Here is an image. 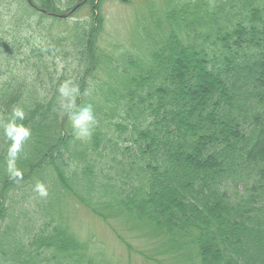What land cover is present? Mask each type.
Returning <instances> with one entry per match:
<instances>
[{"label":"trees","instance_id":"trees-1","mask_svg":"<svg viewBox=\"0 0 264 264\" xmlns=\"http://www.w3.org/2000/svg\"><path fill=\"white\" fill-rule=\"evenodd\" d=\"M57 1L9 0L16 8L8 9L10 22L0 30V56L9 64L0 63V217L9 211L2 197L49 169L55 196L73 197L77 186L74 200L94 214L129 223L132 234L150 227L159 256L181 264H264V0L148 6L147 20L131 35L150 33L141 47L131 40L129 54L106 67L110 85L91 83L102 22L95 0L67 2L70 9L83 1L94 6L88 21L60 36L41 25L61 12ZM91 93L110 103H95L91 113L103 127L88 135L86 148L101 160L102 197L118 194L108 202H94L90 187L84 194L76 177L64 176L65 157L72 168L87 158L66 145L79 136L73 120ZM17 170L20 177L12 175ZM83 174L95 176L90 168ZM46 198L39 212L18 215L24 225L15 224L16 238L6 257L0 251V263L115 264L50 213L61 199ZM35 219L42 225L28 230ZM110 227L124 239L120 227L111 221ZM139 254L162 264L150 250Z\"/></svg>","mask_w":264,"mask_h":264},{"label":"rangeland","instance_id":"rangeland-1","mask_svg":"<svg viewBox=\"0 0 264 264\" xmlns=\"http://www.w3.org/2000/svg\"><path fill=\"white\" fill-rule=\"evenodd\" d=\"M68 1L69 0L57 1L60 3L59 6L61 8V12L57 14L68 13V16L64 20L61 19L63 21L56 20V16L55 18H52L54 16L48 15L49 18H46V20H44L47 21V23L43 22L41 23V25L45 27L46 24H49L45 28L48 30V33L50 35H54L56 33H58L59 36L63 34L71 35L74 26H76V23L80 21H88V19H90L89 13H91V7H93L94 4L97 5L98 9L96 13L99 17H102V22L100 23V31L97 32L96 36V46L100 58L95 64L97 67L95 68L93 78H91V83H94L95 85H100L101 82H106L108 84L109 82H111L110 70L109 75H107L106 72L108 70H106L105 72V69L106 67L110 68L113 59L116 60L118 58V55L122 56V54L127 51L124 49L130 47L132 42L131 40L137 43L138 47L142 46L141 38H146L147 34L150 33V31L147 29L144 34L136 32L133 35H131V32L136 24L141 23L142 20H147L146 14L149 9L148 6H151V9H160L162 6V0H130L129 2H123L122 0H95L94 4H92L91 2L87 3L85 1L80 4L78 9L72 10V8H67ZM13 7L16 8L15 2L13 3V5H11L9 0H2V2L0 1V12L1 14H4L2 16L5 19L4 20L0 17V24L2 25V27H0V30L5 28L3 27V25H7L8 22H10L8 9ZM30 13L32 14L30 15L32 22L38 26V24H40L41 22L40 18L35 13L31 12V9ZM30 18H25V20L21 22L20 25L25 26L26 19L30 21ZM35 25L33 26L35 27ZM148 26L149 22L147 23V27ZM72 44H74L73 46H75V43ZM60 49L61 51H66L63 47H60ZM126 53H128V51ZM1 62L4 64L6 63V66H9V64H7V60H3L2 56H0V63ZM60 68H62V66H60L58 61V69ZM63 97L64 96H62V98ZM95 103L98 106L97 108H106L110 104L109 102L108 104L106 100L99 95V93H91L88 94V100L82 106V110L86 108H91V111L94 110V106L96 105ZM105 124L106 122L103 123V125ZM89 127L91 133L93 129L102 128L103 126L98 124L97 120L91 123ZM87 137L88 136H77L75 142H70L66 145V148L70 151V153L73 151H77V153L85 151L86 153H84L85 155H87L88 152L86 148H90L92 144V141L91 143L87 141ZM104 139H108V134ZM84 160L85 161L80 162V164H78L75 168H72L71 164L67 161V157H65V180L68 179L69 182L70 178L73 180V178L76 177V183H78V186L84 189L82 191L84 194L88 187H90V190L88 192H90L91 200H93L94 202H97L100 198L103 202H108V200L110 201L112 198L117 199L116 196L118 194H116V192L112 193L111 191L107 192V197H102V185H104V180L96 175V168H99L98 165H100L99 163L101 160H99L92 153V151L90 155H87V158L84 157ZM87 168L94 170V178H92L88 174H83L84 170ZM52 175L53 173L49 169L44 172H40V174L35 176L36 179L32 183L29 182L22 187L15 186V188H13L11 192L7 193L5 197H2V204L5 206L4 209H6V207L9 208V211H5L1 214L0 217L3 218L4 215H6L5 218L0 220V241L2 240L0 242V251L2 252L3 257H6L5 249H8V247H10L11 243L13 242V239L16 238V225H20L18 227L24 225V222L18 220V215L26 211L28 213H37L40 211V206L45 205L48 200L46 198L44 201L43 197H41L38 193H34L36 191L31 192V189L34 188L35 185L39 182L42 183L46 188L47 193H49V198L54 197L55 199H61V204H54V207L50 209V213H52L53 216L58 220L61 218L65 226L69 225L67 227L70 229V231L80 238L86 240L92 239L96 243L97 249L99 251H103L105 256L113 263L158 264L156 262L153 263L150 260L146 261L145 258L143 259L144 256L142 257L139 254V251L143 253L144 251L150 250L152 252V255L155 256L154 258H157L156 261L159 259L162 264H181L178 259L174 257H172V259L170 260L166 257L158 255L157 245L159 244V240L151 238L153 233L150 232V227H143L142 231L138 232L137 234H132V232H130V228L128 227L129 223H124L120 220L112 221V217L110 216H108L109 219L106 220L104 216L96 215L85 206H81L80 204H78L74 200V196H78L75 191L77 190V186L73 187L74 190L72 189L74 198L70 195L65 196L63 192L62 193L65 197L61 193H58V195L55 196L52 190L54 189V185L57 184L54 183V177ZM88 192L86 194H88ZM131 210L134 213L135 217L138 218V212L134 211L133 209ZM125 215L127 214L125 213ZM110 221L115 227H123L122 229H118L124 239L117 237L118 235L113 232L112 228L110 227ZM59 223L61 222H56L54 226H57ZM41 225L42 219L39 221L35 219L34 223L32 222L27 224V229H39ZM124 240H126V242ZM128 242L130 243L131 248L127 247Z\"/></svg>","mask_w":264,"mask_h":264},{"label":"clouds","instance_id":"clouds-1","mask_svg":"<svg viewBox=\"0 0 264 264\" xmlns=\"http://www.w3.org/2000/svg\"><path fill=\"white\" fill-rule=\"evenodd\" d=\"M65 88H66V85L65 86H62L61 89H60V92L62 94H66L65 93ZM94 122V118L92 116V113H91V108H86L82 111V113L76 117L74 120H73V127L75 129H78L79 132H78V135H81V136H88L90 135V124ZM29 135L28 131L25 129L24 132H23V136H27ZM20 139H22V137L18 136L15 138L16 141H19ZM18 149V144H14L13 145V151H16ZM12 175L14 177H20L21 173L17 170L15 172L12 173ZM41 197H46L48 195L47 193V190L46 188L44 187V185L42 183H37L35 185V189H34Z\"/></svg>","mask_w":264,"mask_h":264},{"label":"water","instance_id":"water-1","mask_svg":"<svg viewBox=\"0 0 264 264\" xmlns=\"http://www.w3.org/2000/svg\"><path fill=\"white\" fill-rule=\"evenodd\" d=\"M67 14H64V15H60V17H65Z\"/></svg>","mask_w":264,"mask_h":264}]
</instances>
